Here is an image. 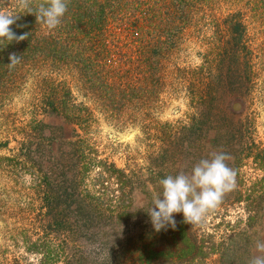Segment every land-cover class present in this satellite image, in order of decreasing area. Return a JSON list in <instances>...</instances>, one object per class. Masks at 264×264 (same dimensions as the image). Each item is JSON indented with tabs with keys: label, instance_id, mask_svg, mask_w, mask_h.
<instances>
[{
	"label": "rangeland",
	"instance_id": "obj_1",
	"mask_svg": "<svg viewBox=\"0 0 264 264\" xmlns=\"http://www.w3.org/2000/svg\"><path fill=\"white\" fill-rule=\"evenodd\" d=\"M6 2L10 0H0L3 11ZM182 2L171 0L180 14L171 21L175 46L163 64L166 83L159 94L152 91L148 95L153 101L149 108L142 97L121 119H113L106 116L98 101L73 88L78 102L91 110L85 127L89 142L100 158L113 162L129 176L132 215L127 223L110 227L107 217L91 215L86 220L78 217L72 221V229L62 234L47 233L42 219L35 218L38 201L30 198L32 180L19 172L15 177V172L10 174L0 166V195L9 208L0 218V264L13 263L15 258L20 264H39L40 255L26 251L22 238L28 236L34 241L46 235L56 238L61 252L60 258L49 264H104L103 258H115L123 242L149 240L152 236L156 239L154 250L160 251L152 264H249L253 256L262 255L255 244L264 241V99L260 84L249 95L238 84L239 77L232 79L231 75L242 73L246 64L242 66L235 40L226 28L233 25L230 20L245 24V38L256 46L263 40L259 29L264 24V0ZM29 83L0 107V142L9 140L7 147H0V156L15 154L32 119L60 128L62 136L57 137L52 152L57 153V148L72 151L71 145L65 141L61 145V140L74 139L75 127L60 115L32 112ZM203 85L207 90L198 99L203 95L199 94ZM234 101L240 102L239 111L232 109ZM219 152L229 156L225 163L236 172L235 188L200 224L187 226L186 236L180 234L178 213L173 214L175 229L155 231L148 211L161 191L159 181L180 172L190 174L201 159ZM88 189L95 192L98 186L88 183ZM63 215L71 216L66 210ZM63 234L69 236L65 251L59 242ZM189 240L200 250L189 248ZM167 242L172 244L170 248L165 246ZM57 250L54 252L58 255Z\"/></svg>",
	"mask_w": 264,
	"mask_h": 264
},
{
	"label": "trees",
	"instance_id": "obj_2",
	"mask_svg": "<svg viewBox=\"0 0 264 264\" xmlns=\"http://www.w3.org/2000/svg\"><path fill=\"white\" fill-rule=\"evenodd\" d=\"M178 1L183 4L184 0ZM38 2L33 0V10ZM6 5L4 11L20 12L16 23L10 25L12 30L17 35L27 32L29 36L0 46V107L30 82L32 112L60 115L75 127V135L74 139L61 140V145L67 142L72 151L57 148V153L52 152L57 137L62 136L60 128L32 119L15 154L0 156V166L10 174L15 172V177L19 172L32 180L30 198L38 201L35 218L43 220L40 223L47 233L62 234L63 230L72 229L70 225L78 217L86 220L91 215L107 217L110 227L124 226L132 215L131 181L113 162L100 158L89 142L85 127L89 125L91 110L84 102H78L73 88L98 101L106 116L113 119H121L128 107L142 97L149 108L153 101L148 95L152 91L159 94L166 83L163 64L166 54L175 46L176 36L172 34L171 21L180 14L173 9L171 0L169 4L167 0H67V11L60 25L48 30L36 22L34 13L22 12L17 0ZM228 23L233 25L226 28L227 33L235 40L242 66L246 64L242 73L231 75L232 79L239 77L238 84L249 95L260 84L261 91L257 90L264 99V24L259 29L263 40L253 47L245 38V24L236 20ZM10 53L20 56V62L11 69L7 66ZM202 87L199 94L203 95L198 99L207 90L205 85ZM190 93L197 99L195 91ZM76 128L85 132V136ZM8 144L9 140L1 141L0 147ZM88 183L98 186V190L91 192ZM64 210L71 214L69 218L63 215ZM8 211L0 195V218ZM176 215L180 217L177 219L180 234L186 236L185 229L190 224L183 222L182 213ZM68 237L63 234L59 240L64 251ZM55 241L50 235L34 241L28 236L22 238L26 251L40 255L39 264L60 258V247ZM155 245L153 236L149 240L123 242L116 257L109 255L103 258V263L152 264L160 253L154 250ZM165 246L170 248L172 244L167 242ZM188 246L200 250L193 241L189 240ZM54 249H58V255ZM10 264L20 261L15 258Z\"/></svg>",
	"mask_w": 264,
	"mask_h": 264
},
{
	"label": "clouds",
	"instance_id": "obj_3",
	"mask_svg": "<svg viewBox=\"0 0 264 264\" xmlns=\"http://www.w3.org/2000/svg\"><path fill=\"white\" fill-rule=\"evenodd\" d=\"M32 2L17 0V5L22 12L34 13L36 22L48 30L60 25L67 11V0H39L35 10L31 7ZM17 13L0 10V46L28 38L29 33L17 35L10 27L19 19ZM8 60L7 66L11 69L20 62V56L10 53ZM227 159V153H212L210 159H201L194 165L190 174L180 172L161 179V191L153 198L148 211L154 230L175 229V213L183 214L184 223L200 224L206 214L219 205L223 196L235 188L236 172L225 163ZM255 248L262 255L253 256L249 264H264V241H256Z\"/></svg>",
	"mask_w": 264,
	"mask_h": 264
},
{
	"label": "water",
	"instance_id": "obj_4",
	"mask_svg": "<svg viewBox=\"0 0 264 264\" xmlns=\"http://www.w3.org/2000/svg\"><path fill=\"white\" fill-rule=\"evenodd\" d=\"M232 109H233L234 111H239V110L241 109V104H240V102H238V101H234V102L232 103Z\"/></svg>",
	"mask_w": 264,
	"mask_h": 264
}]
</instances>
